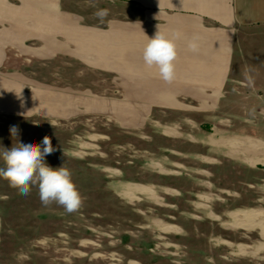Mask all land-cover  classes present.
Returning a JSON list of instances; mask_svg holds the SVG:
<instances>
[{
    "label": "rangeland",
    "instance_id": "rangeland-1",
    "mask_svg": "<svg viewBox=\"0 0 264 264\" xmlns=\"http://www.w3.org/2000/svg\"><path fill=\"white\" fill-rule=\"evenodd\" d=\"M27 76L26 113L0 111V152L48 136L46 163L71 171L83 205L0 178V264H264V83L193 119L129 115L126 79L77 62Z\"/></svg>",
    "mask_w": 264,
    "mask_h": 264
},
{
    "label": "crops",
    "instance_id": "crops-1",
    "mask_svg": "<svg viewBox=\"0 0 264 264\" xmlns=\"http://www.w3.org/2000/svg\"><path fill=\"white\" fill-rule=\"evenodd\" d=\"M158 24L182 36L171 83L142 59ZM68 61L126 79L129 115H216L235 86L264 83V0H0V111L26 113L29 66Z\"/></svg>",
    "mask_w": 264,
    "mask_h": 264
},
{
    "label": "clouds",
    "instance_id": "clouds-1",
    "mask_svg": "<svg viewBox=\"0 0 264 264\" xmlns=\"http://www.w3.org/2000/svg\"><path fill=\"white\" fill-rule=\"evenodd\" d=\"M108 15L107 9H100L95 16L103 21ZM182 38L177 30L163 32L159 24L152 38H148L143 48L142 59L148 68H156L160 79L171 83L176 76L177 41ZM200 37L193 35L188 41V50L197 53L200 48ZM13 138L18 136L16 126H11ZM0 152V178L7 180L21 195L30 194L33 187L38 189L41 203L44 206L57 204L69 214L78 211L83 205V196L72 179V173L63 166L53 168L45 158L57 149L45 136L40 144L23 143L18 139L10 148ZM64 155L66 153L64 152Z\"/></svg>",
    "mask_w": 264,
    "mask_h": 264
},
{
    "label": "bare ground",
    "instance_id": "bare-ground-1",
    "mask_svg": "<svg viewBox=\"0 0 264 264\" xmlns=\"http://www.w3.org/2000/svg\"><path fill=\"white\" fill-rule=\"evenodd\" d=\"M245 218H246V220L248 221V220H253L254 218H255V214H251V213H244V215H243ZM235 217L236 218H238V215H235ZM259 225H263L264 226V223L263 222H260L259 223Z\"/></svg>",
    "mask_w": 264,
    "mask_h": 264
}]
</instances>
